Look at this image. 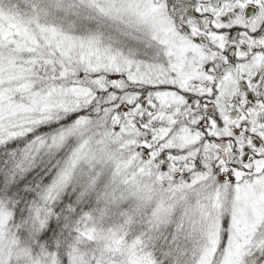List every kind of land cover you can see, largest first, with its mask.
Returning <instances> with one entry per match:
<instances>
[{
    "label": "snow or ice",
    "instance_id": "1",
    "mask_svg": "<svg viewBox=\"0 0 264 264\" xmlns=\"http://www.w3.org/2000/svg\"><path fill=\"white\" fill-rule=\"evenodd\" d=\"M0 264H264V0H0Z\"/></svg>",
    "mask_w": 264,
    "mask_h": 264
}]
</instances>
